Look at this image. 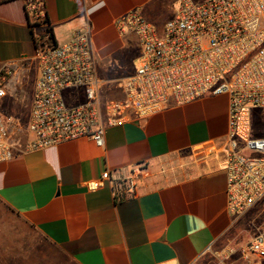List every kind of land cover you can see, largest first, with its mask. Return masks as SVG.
Wrapping results in <instances>:
<instances>
[{"label": "crops", "instance_id": "obj_1", "mask_svg": "<svg viewBox=\"0 0 264 264\" xmlns=\"http://www.w3.org/2000/svg\"><path fill=\"white\" fill-rule=\"evenodd\" d=\"M44 2L55 44L90 31L102 101L122 98L120 81L133 74L130 62L140 55L137 39L120 35L116 19L138 9L160 29L178 6L177 0ZM41 33L29 26L21 0H0V70L23 63L35 71H17L0 101L5 121L16 120L21 133ZM228 108L226 96L205 97L107 127L103 147L81 137L16 150L0 163L6 211L0 264H201L227 250L237 219L226 208L220 148ZM18 138L21 147L30 139ZM105 173L103 187L88 191L85 183Z\"/></svg>", "mask_w": 264, "mask_h": 264}, {"label": "built area", "instance_id": "obj_2", "mask_svg": "<svg viewBox=\"0 0 264 264\" xmlns=\"http://www.w3.org/2000/svg\"><path fill=\"white\" fill-rule=\"evenodd\" d=\"M37 39V76L23 147L15 135L21 127L0 112V163L16 150H34L86 137L104 145L107 127L139 120L171 105L182 106L215 96L229 100L228 131L220 146L227 175V212L238 218L257 205L264 207V0H177L174 16L160 29L138 9L114 25L120 35L137 39L140 62L120 81L122 98L102 101V81L88 29L63 44H54L46 30L44 0H21ZM28 66L14 63L0 70V101L9 82ZM79 90L82 102L68 104L66 92ZM107 173L85 183L88 191L103 187ZM134 186L129 189L134 191ZM229 255L246 264H264V234L253 236ZM251 257L256 262L250 260Z\"/></svg>", "mask_w": 264, "mask_h": 264}, {"label": "rangeland", "instance_id": "obj_3", "mask_svg": "<svg viewBox=\"0 0 264 264\" xmlns=\"http://www.w3.org/2000/svg\"><path fill=\"white\" fill-rule=\"evenodd\" d=\"M193 1L197 3L202 0ZM139 62V55L131 60L130 65L132 66L133 70H136L138 68ZM28 72L30 74L32 72L34 73V68L33 70H28ZM64 98L68 104L82 102V95L79 90L66 92L64 94ZM23 125L25 126V122ZM19 136L22 139H28L25 131L16 135V137ZM0 213H6L5 209H3V207L1 206ZM235 222L236 224L234 234L232 235V238L229 241L228 249L230 247L237 249L245 245L253 236L260 233L264 234V207L260 205L255 206L254 208L239 216ZM227 250L215 255H211V257H209L205 261H202L201 264H246V261L241 259L239 254L235 253L233 255H229ZM250 260L253 262L257 261L256 259H254V257H251Z\"/></svg>", "mask_w": 264, "mask_h": 264}, {"label": "trees", "instance_id": "obj_4", "mask_svg": "<svg viewBox=\"0 0 264 264\" xmlns=\"http://www.w3.org/2000/svg\"><path fill=\"white\" fill-rule=\"evenodd\" d=\"M46 33L49 36V39L51 40V42L54 43V39H53V35H52V32H51V29H47Z\"/></svg>", "mask_w": 264, "mask_h": 264}]
</instances>
